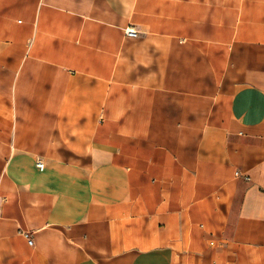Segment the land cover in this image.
I'll list each match as a JSON object with an SVG mask.
<instances>
[{"label": "crops", "instance_id": "0c3cea01", "mask_svg": "<svg viewBox=\"0 0 264 264\" xmlns=\"http://www.w3.org/2000/svg\"><path fill=\"white\" fill-rule=\"evenodd\" d=\"M0 264H264V0H0Z\"/></svg>", "mask_w": 264, "mask_h": 264}, {"label": "built area", "instance_id": "2783aa9c", "mask_svg": "<svg viewBox=\"0 0 264 264\" xmlns=\"http://www.w3.org/2000/svg\"><path fill=\"white\" fill-rule=\"evenodd\" d=\"M126 33L128 35H131V36H136L138 34V30L136 29V27L134 25H130L129 27H127ZM38 165L40 167H43V161L42 160H39L38 161ZM29 242L30 243H33V239L32 238H29Z\"/></svg>", "mask_w": 264, "mask_h": 264}]
</instances>
